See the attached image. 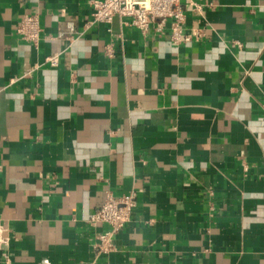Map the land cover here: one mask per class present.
<instances>
[{
    "label": "crops",
    "instance_id": "obj_1",
    "mask_svg": "<svg viewBox=\"0 0 264 264\" xmlns=\"http://www.w3.org/2000/svg\"><path fill=\"white\" fill-rule=\"evenodd\" d=\"M198 3L173 43L91 0H0V264H264V0ZM108 192L134 207L101 253Z\"/></svg>",
    "mask_w": 264,
    "mask_h": 264
},
{
    "label": "built area",
    "instance_id": "obj_2",
    "mask_svg": "<svg viewBox=\"0 0 264 264\" xmlns=\"http://www.w3.org/2000/svg\"><path fill=\"white\" fill-rule=\"evenodd\" d=\"M199 0H91V17L93 22L109 24L117 15L126 18L128 22L142 32H146L151 25L160 31L165 23L170 24V39L173 43L186 41L188 35H183V22L186 12L201 14ZM68 31H73V24L67 23ZM17 33L30 42L39 38L40 28L36 15H24L18 26ZM64 33H59L63 36ZM112 51L107 50L111 56ZM52 64H56L55 57H49ZM134 207V197L131 194L115 197L106 193L105 199L89 217L88 224L93 228L106 227L96 233V248L101 253L108 252L112 247V237L131 217Z\"/></svg>",
    "mask_w": 264,
    "mask_h": 264
}]
</instances>
